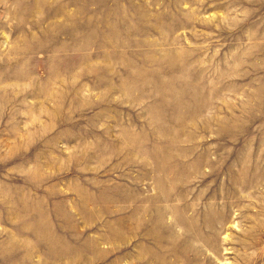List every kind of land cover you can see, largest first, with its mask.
<instances>
[{"label": "rangeland", "instance_id": "374dc122", "mask_svg": "<svg viewBox=\"0 0 264 264\" xmlns=\"http://www.w3.org/2000/svg\"><path fill=\"white\" fill-rule=\"evenodd\" d=\"M0 264H264V0H0Z\"/></svg>", "mask_w": 264, "mask_h": 264}]
</instances>
